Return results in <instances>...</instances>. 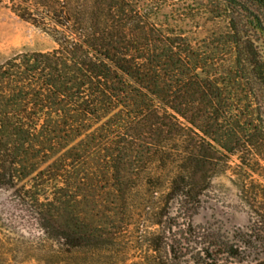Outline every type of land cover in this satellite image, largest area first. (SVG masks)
<instances>
[{"label": "trees", "instance_id": "1", "mask_svg": "<svg viewBox=\"0 0 264 264\" xmlns=\"http://www.w3.org/2000/svg\"><path fill=\"white\" fill-rule=\"evenodd\" d=\"M11 1L22 20L57 45L53 52L25 55L20 61L25 74L41 81L33 87L37 103L32 107L40 106L35 113L39 120L48 116L43 134L73 132L76 128L71 123L80 121L100 124L98 131L107 133L105 166L117 182L125 183L118 189L124 200L134 180L127 177V169H142L152 159L177 169L168 198L178 202L180 209L175 215L157 211L152 221L157 229L139 231L146 246L140 264H264V222L232 231L193 222L199 214L200 195L211 180L210 170L220 168L222 157L228 166L231 156L250 150L264 137V0H217L226 11L225 42L231 59L216 69L200 67L190 44L176 43L152 20L154 5L143 12L127 11L118 0L96 1L84 8H73V0H47L44 7ZM5 95L0 91V99ZM226 108H232V113ZM29 109L30 104L24 103L9 110L0 108V143L10 127L13 135L23 137L13 153L6 143L0 148V190H17L20 178L14 169L21 162L20 154L43 127L27 123ZM227 114L251 127L248 141L232 149L221 147L204 129L207 121L219 123ZM55 116L62 121L51 130L49 120ZM61 125L65 130L58 129ZM69 151L72 148L65 153ZM52 156L46 157L38 178L54 179V198L35 210L33 203L22 201L21 222L64 249L113 244V239L93 231L74 212L70 200L63 201L69 197L70 166L62 156L56 160ZM35 202L38 205L39 199ZM62 208L69 211L68 216L60 212Z\"/></svg>", "mask_w": 264, "mask_h": 264}, {"label": "rangeland", "instance_id": "2", "mask_svg": "<svg viewBox=\"0 0 264 264\" xmlns=\"http://www.w3.org/2000/svg\"><path fill=\"white\" fill-rule=\"evenodd\" d=\"M21 1L44 7L47 0ZM96 1L112 3V0H73V8H84L86 4L92 7ZM116 3L127 11L137 8L143 12L154 5L150 11L152 20L174 37L176 43L190 44L200 67L216 69L229 64L230 51L225 42L227 16L219 1L169 0L165 4L161 0H118ZM13 5L11 0L0 4V67L3 68L0 91L6 94L0 99V108L7 106L9 110L23 103L30 104L27 123L33 126L40 123L43 127L38 129L33 142L25 143L19 158L21 162L14 169L16 177L20 178L16 184L18 191L0 190V264H140L146 246L140 241L139 231L157 229L152 224L157 211L175 215L180 209L178 202L168 198L170 180L177 169L172 165L165 167L158 159L148 161L142 169H127V177L134 180L129 183L131 190L124 200L118 189L125 187V183L117 182L105 166L107 133L105 129L98 131L100 124L80 121L71 123L76 128L73 132L43 134L48 127L46 115L39 120L40 116L35 113L40 106L32 107L37 103L32 98L33 87L41 85V81L37 76L33 79L25 74L20 61L25 55L53 52L57 45L47 34L22 20ZM226 111L232 113V108ZM51 121L49 129L54 130L52 125L62 120L55 116ZM64 127L61 125L58 129L63 131ZM250 128L249 123H237L228 114L219 123L207 121L204 126L225 149L246 143ZM12 130L10 127L9 134L1 139L0 148L6 143L13 153L20 148L23 137H16ZM93 134L95 137L90 138ZM257 140L250 150L231 156L228 166H225L227 159L222 157L220 168L210 170L211 180L200 195L201 206L193 219L195 224L209 223L232 231L264 222V137ZM70 148L71 153H65ZM49 155L55 160L62 156L64 164L70 166L67 170L71 177L67 187L69 197L63 201L70 200L74 212L86 219L93 231L113 239V244L103 248L64 249L39 229L21 222L22 201L33 203L35 210L41 208L47 198H54V179L38 178ZM52 212L57 214L55 210ZM60 212L65 216L69 214L64 208Z\"/></svg>", "mask_w": 264, "mask_h": 264}]
</instances>
